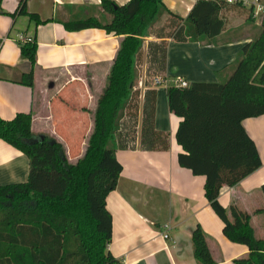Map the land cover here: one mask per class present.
<instances>
[{
	"label": "trees",
	"instance_id": "obj_1",
	"mask_svg": "<svg viewBox=\"0 0 264 264\" xmlns=\"http://www.w3.org/2000/svg\"><path fill=\"white\" fill-rule=\"evenodd\" d=\"M27 2L20 0L12 17L26 16L35 25L45 23L27 11ZM101 7L111 16L107 24L93 18L66 24L70 31L98 28L122 38L97 100L86 149L77 162L69 163L63 146L54 139L33 134L32 113L18 114L11 121L0 118V140L30 161L25 183L0 186V264H119L108 250L112 217L106 200L123 170L114 151L118 145L135 148L136 66L144 38L163 15L169 18L157 29V38L209 44L226 28L224 13L228 10L245 13L246 23L252 27L257 21L253 9L222 0H198L186 19L170 12L164 0H131L122 6L102 0ZM258 29L225 69L224 73H230L226 80L194 82L188 88H177L171 81L166 87L169 110L181 118L176 132V141L183 149L179 165L205 177V197L225 224V235L249 249V255L235 264H264V240L255 237L250 216L239 212V224L231 225L219 203L224 186H236L262 166L258 150L242 125L245 119L264 115V17ZM19 44L23 58L31 64L20 84L33 88L38 44L34 39ZM166 54L165 42L149 43L152 76L162 75ZM151 77L145 84L151 85ZM150 92L155 94V90ZM153 111L154 101L150 110L145 104L141 148L167 150V138L154 130ZM192 244L199 264H215L200 226L192 233Z\"/></svg>",
	"mask_w": 264,
	"mask_h": 264
},
{
	"label": "crops",
	"instance_id": "obj_2",
	"mask_svg": "<svg viewBox=\"0 0 264 264\" xmlns=\"http://www.w3.org/2000/svg\"><path fill=\"white\" fill-rule=\"evenodd\" d=\"M113 1L122 6L131 0ZM197 1L164 3L170 12L186 19ZM101 2L28 0L27 11L45 22L35 25L26 16L12 17L20 0H0V118L11 121L18 114L32 113L33 134L48 136L61 144L71 164L86 149L97 100L106 86L122 38L98 28L70 31L66 24L91 18L101 24L109 23L111 16L103 11ZM239 15L236 9L224 13L226 28L211 44L157 38L156 31L167 23L168 15H163L144 38L136 66L141 87L136 86L135 148L118 145L114 151L123 170L116 189L106 200L112 217L108 250L119 264H199L192 244L197 226L207 237L215 264H235V260L249 255L247 246L234 243L225 235V224L205 197V177L193 175L178 163L183 152L176 141L181 118L169 110L166 88L161 91L160 87L145 84L153 73L148 57L150 42L167 45L163 76L183 77L189 84L226 80L230 73H224L225 69L259 32L260 19L252 27L246 18L237 23L234 17ZM19 36L32 38L38 44L33 88L20 84L31 64L21 54ZM71 98L79 100V106L67 114L65 103ZM153 101V127L167 138V150L141 148L144 107L146 104L150 110ZM242 125L258 150L262 166L236 186H224L219 203L231 225L239 224V212L248 214L255 237L264 240V115L245 119ZM29 172V158L0 140V186L25 183Z\"/></svg>",
	"mask_w": 264,
	"mask_h": 264
},
{
	"label": "built area",
	"instance_id": "obj_3",
	"mask_svg": "<svg viewBox=\"0 0 264 264\" xmlns=\"http://www.w3.org/2000/svg\"><path fill=\"white\" fill-rule=\"evenodd\" d=\"M225 4L228 5H240L242 7L251 8L254 11V18L256 20H261L264 17V0H222ZM19 43H26L31 42L33 39L29 37L19 36L18 37ZM177 87V88H188L190 84L186 81L183 77H174L172 80L168 77L163 75H153L150 78L151 85L155 88L159 87H168L170 82ZM139 86L141 87V81L139 82ZM164 238L167 239L168 235H164Z\"/></svg>",
	"mask_w": 264,
	"mask_h": 264
},
{
	"label": "rangeland",
	"instance_id": "obj_4",
	"mask_svg": "<svg viewBox=\"0 0 264 264\" xmlns=\"http://www.w3.org/2000/svg\"><path fill=\"white\" fill-rule=\"evenodd\" d=\"M244 15H246V14L245 13L244 14L241 13V15L234 17L235 20L237 21V23L245 20L246 17H244ZM245 28L248 29L249 27L246 26ZM160 89H161V91H163L165 89V87H160ZM78 101L79 100H77L76 98H73V99L71 98L70 101H68V100L66 101V103H65V107H66L65 111H68L67 114L72 113L75 110V108L79 106ZM71 117L72 116H70L69 118H71Z\"/></svg>",
	"mask_w": 264,
	"mask_h": 264
}]
</instances>
